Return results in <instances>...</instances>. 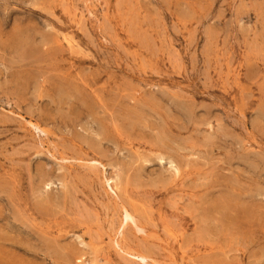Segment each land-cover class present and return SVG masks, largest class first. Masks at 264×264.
Masks as SVG:
<instances>
[{
	"label": "rangeland",
	"instance_id": "1",
	"mask_svg": "<svg viewBox=\"0 0 264 264\" xmlns=\"http://www.w3.org/2000/svg\"><path fill=\"white\" fill-rule=\"evenodd\" d=\"M0 264H264V0H0Z\"/></svg>",
	"mask_w": 264,
	"mask_h": 264
}]
</instances>
